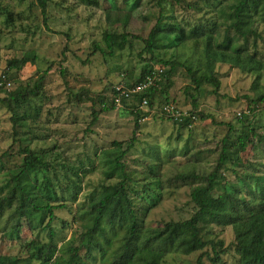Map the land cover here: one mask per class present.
Masks as SVG:
<instances>
[{
	"label": "rangeland",
	"instance_id": "374dc122",
	"mask_svg": "<svg viewBox=\"0 0 264 264\" xmlns=\"http://www.w3.org/2000/svg\"><path fill=\"white\" fill-rule=\"evenodd\" d=\"M133 1L100 0L93 7L79 0H48L44 17L38 0H0V78L7 74L12 83L9 88L0 84V255L27 258L41 243L50 241L49 227H45L49 217L41 221L42 212L23 215L15 231L18 199L9 204L5 198L11 193L14 173L24 164L25 147L48 162L43 171L29 176L31 181L43 183L58 175L62 187L74 181L81 185L76 200L62 188L58 193H64L66 200H51L59 204L51 223L57 246L53 261L58 264H68L75 248L78 256L73 264H101L99 250L83 246V233L94 224L92 199L103 186L119 180L108 179L104 173L103 151L114 142L137 139L126 157L132 176L127 185L144 233L194 214L192 188L216 167L229 124L235 126L234 138L247 131L249 143L238 159L229 156L218 173L221 186L214 192H222L227 180L237 181L236 171L251 181L264 175V21L259 17L251 21L248 28L253 33L246 40L229 30L239 0H138L136 6ZM157 23L162 27L179 24L187 34L201 26L207 34L189 36L176 47L167 46L162 38L151 50L145 41ZM105 33L118 39L125 33L128 41L111 48ZM210 37L209 53L223 49L237 57L225 61L209 56ZM228 38L233 46L221 48ZM26 55H36L35 61L10 67ZM160 62L168 70L164 84L172 86L168 97L157 94L155 111L137 118L136 99L113 106L114 86L121 76L135 81ZM188 67L217 77L219 92L206 81L197 90ZM17 89L38 93L29 95L16 124L4 99ZM166 97L183 112H197L192 127L161 115ZM253 105L255 111L238 120L236 114ZM194 172L198 178L182 176ZM202 235L222 240L225 252L219 263L208 255L210 244L190 254L168 251L160 264H200V258L202 264H238L231 225L206 224ZM31 264L41 261L32 259Z\"/></svg>",
	"mask_w": 264,
	"mask_h": 264
},
{
	"label": "trees",
	"instance_id": "16d2710c",
	"mask_svg": "<svg viewBox=\"0 0 264 264\" xmlns=\"http://www.w3.org/2000/svg\"><path fill=\"white\" fill-rule=\"evenodd\" d=\"M38 1L45 17L48 0ZM79 2L86 6L97 7L100 5V0H79ZM138 3V0L133 1L134 6ZM255 17H259L264 21V0H239L231 13L229 30L231 29L236 35L247 40L250 34L253 33V30L248 27ZM206 34L201 26L192 27L190 34H187L185 28L179 24L162 27L157 23L145 42L146 47L151 48V50L157 47V42L162 38L165 39L167 46L176 47L187 40L189 36L199 37ZM117 37L111 33H105V41L111 48L115 46L123 47L128 41V35L125 33L121 34L119 39ZM211 43L210 37L207 43L209 56L225 61L228 58L237 57H230L223 49L209 53ZM219 46L221 48L233 46L232 40L228 38ZM32 56L28 57L26 55L21 59H15L10 67L22 66L29 61L34 62L36 55ZM160 68L164 69L160 80L156 81L149 89L142 93L132 94L130 97L122 96L121 105L124 101L130 99L139 101L138 106L135 108L137 118L147 117L146 115L155 111L157 107L154 101L158 93L169 96L168 88L172 86V83L170 82L167 87L165 85L167 84L165 78L168 72L166 63L160 62L154 67L151 66L149 69L144 70L135 81L126 79L124 75L118 81V84L133 87L143 82L148 75ZM188 70L197 90H200L202 83L206 81L215 86V93L219 92L220 80L217 77L206 74L200 75L189 67ZM0 80L1 86L9 88L8 83H11V81H9L7 74L2 75ZM117 85L114 86V94H117ZM32 93L37 94L38 92L34 89H17L4 99V102L13 112V120L16 124L18 123L20 109L29 103V95ZM115 96L112 99L113 106L117 105ZM167 97L161 108V115L178 125L192 127L197 119V112L195 110H191L187 114L182 112L181 120L175 119L164 110L165 105L174 104ZM144 98L148 100L147 110L141 107ZM194 105L196 108V101H194ZM105 109L109 110L111 107H105ZM254 111V105L247 106V109L236 115L238 120L244 121ZM192 116H195V118ZM234 130L235 126L229 124L228 131L222 139L223 150L216 167L209 175L204 177L203 182L200 181L192 188L191 199L196 206L194 214L183 221H168L164 227H157L146 233L143 232V225L139 224L138 215L127 185L132 176L127 169L126 157L130 150L134 148L137 139L133 137L126 144L114 142L112 148L103 151V158H106L104 173L108 179L117 177L119 180L115 184L103 186L101 193L92 199L91 214L94 218V224L83 233V246L98 249L101 264H135L138 260H142V264H160L168 251L190 254L211 244L212 253H208V255L213 263H219L222 259L221 254L225 252L222 240L206 239L202 235L203 227L206 224L214 223L232 226L235 233L234 250L238 253V264H264V175L251 181L243 178L236 171L237 181L227 180L225 181L226 185L222 186L224 188L222 192L218 194L214 192L218 186H221L218 173L228 162L229 156H236L238 159L239 152L245 150L249 143V133L247 131L238 134L234 138ZM24 152V164L21 169L14 173L11 193L5 197L9 204L14 203L15 198L18 199L16 208L18 223L14 229L18 231L21 227L20 218L23 215L42 212L44 218L40 219L41 221H44L47 216L49 217L45 227H49L50 241L41 243L27 258L0 255V264H31L32 259L40 260L41 264H58L53 261L57 246L54 244L55 230L51 223L56 219L55 210L59 207V204H52L51 200H66L63 196L64 193L59 195L58 188H62L64 192H70L76 200L81 185L74 181L71 186L62 187L63 182L57 179L58 175L47 178L43 183H39L38 180L31 181L29 176L32 173L43 171L42 169L48 166V162L30 147H25ZM77 173L75 171V174ZM182 176L183 178H198L195 172ZM248 176L250 177V175ZM227 184H229V187ZM77 250L78 248L74 249L72 260L68 264L75 263L73 260L78 256ZM199 263L202 264V258L199 259Z\"/></svg>",
	"mask_w": 264,
	"mask_h": 264
},
{
	"label": "built area",
	"instance_id": "2783aa9c",
	"mask_svg": "<svg viewBox=\"0 0 264 264\" xmlns=\"http://www.w3.org/2000/svg\"><path fill=\"white\" fill-rule=\"evenodd\" d=\"M164 72L163 68L160 69H156L154 72H152V74L148 75L146 77V79L137 84L136 86L133 87H128L125 86L124 84H118L116 86V91L117 94L115 93L116 97V104L117 105H121V100H122V96L125 95L126 97H130L132 94H137V93H142L144 91H146L147 89H149L152 85H154L156 83V81H159L161 78V74ZM1 84V82H0ZM11 83H8V86H10ZM148 105V100L147 98H144L143 103H142V108H147ZM164 110L167 114H169L171 117H174L175 119L181 120V116H182V110H180L176 105L174 104H167L164 107ZM186 114L188 112H185ZM190 115V114H188ZM193 118H195V116H192Z\"/></svg>",
	"mask_w": 264,
	"mask_h": 264
}]
</instances>
